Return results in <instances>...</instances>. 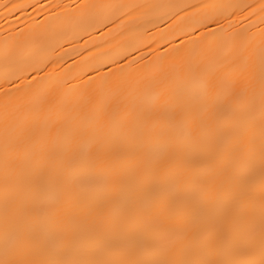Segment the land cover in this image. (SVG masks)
Masks as SVG:
<instances>
[{
  "label": "snow or ice",
  "instance_id": "6c2138e0",
  "mask_svg": "<svg viewBox=\"0 0 264 264\" xmlns=\"http://www.w3.org/2000/svg\"><path fill=\"white\" fill-rule=\"evenodd\" d=\"M0 10V264H264V0Z\"/></svg>",
  "mask_w": 264,
  "mask_h": 264
},
{
  "label": "bare ground",
  "instance_id": "6f19581e",
  "mask_svg": "<svg viewBox=\"0 0 264 264\" xmlns=\"http://www.w3.org/2000/svg\"><path fill=\"white\" fill-rule=\"evenodd\" d=\"M25 2H31V0H25ZM47 0H41V3L46 4ZM64 2H67V0H64ZM98 2H105V3H127V2H135V3H166L169 2V0H98ZM184 2L188 3H196L197 0H184ZM213 2H218V0H213ZM232 2L236 3H248L252 2V0H232ZM2 11V10H0ZM28 13H31L32 15H36V13H32V9H27ZM6 15V14H5ZM5 15H0V37L5 32H11L13 30H18L19 27H22L25 21V17L22 16L19 12L13 13L11 15H7V18L5 19ZM38 19L41 17H37ZM98 35V33H97ZM69 63L71 61L69 60ZM106 70V69H105ZM92 75H95L92 73Z\"/></svg>",
  "mask_w": 264,
  "mask_h": 264
}]
</instances>
